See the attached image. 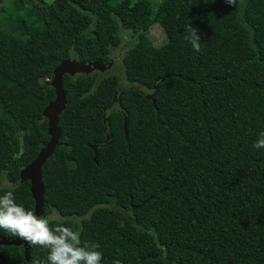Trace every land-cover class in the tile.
Returning a JSON list of instances; mask_svg holds the SVG:
<instances>
[{
  "label": "trees",
  "instance_id": "trees-1",
  "mask_svg": "<svg viewBox=\"0 0 264 264\" xmlns=\"http://www.w3.org/2000/svg\"><path fill=\"white\" fill-rule=\"evenodd\" d=\"M18 2L21 12L0 4V182L11 184L0 196L34 212L19 171L49 139L53 69L113 62L124 29L131 86L99 71L63 76L61 138L42 166L49 226L98 244L101 264H264V148L253 147L264 132V0ZM189 23L199 52L184 39ZM28 248L26 259L24 246L0 245V264H47V248Z\"/></svg>",
  "mask_w": 264,
  "mask_h": 264
},
{
  "label": "clouds",
  "instance_id": "clouds-1",
  "mask_svg": "<svg viewBox=\"0 0 264 264\" xmlns=\"http://www.w3.org/2000/svg\"><path fill=\"white\" fill-rule=\"evenodd\" d=\"M229 5H235L236 0H225ZM184 39L193 50H201V38L198 29L189 23L185 28ZM255 149L264 148V132L254 143ZM0 229L13 237H19L30 245H39L49 250L47 264H101L102 253L98 244L81 246L79 233L70 227L58 225L49 226L48 219L36 216L17 204L11 191L0 196ZM116 264H119L117 261Z\"/></svg>",
  "mask_w": 264,
  "mask_h": 264
},
{
  "label": "water",
  "instance_id": "water-1",
  "mask_svg": "<svg viewBox=\"0 0 264 264\" xmlns=\"http://www.w3.org/2000/svg\"><path fill=\"white\" fill-rule=\"evenodd\" d=\"M112 62L107 65L99 61L83 62L75 58L65 59L61 61L52 72L50 81L51 87L54 89V99L51 100L43 109L42 116L47 120V134L49 139L45 145L41 147L37 156L26 166L20 169V182H29V191L34 200V214L38 217L46 218L43 210L44 205V185L42 182V166L47 159L53 154L59 140L61 138V130L58 126L59 117L66 107V93L63 89V76L68 74L74 76L76 74H89L94 71L104 72L110 69ZM123 129L127 136V119L124 117ZM95 151L94 160H96V146H92ZM0 245H22L25 248V258H29V243L19 237L0 236Z\"/></svg>",
  "mask_w": 264,
  "mask_h": 264
},
{
  "label": "rangeland",
  "instance_id": "rangeland-1",
  "mask_svg": "<svg viewBox=\"0 0 264 264\" xmlns=\"http://www.w3.org/2000/svg\"><path fill=\"white\" fill-rule=\"evenodd\" d=\"M13 1L17 2V5H18L17 11L21 12L22 6L19 4L18 0H0V4L8 5L9 3H12ZM147 33L152 43L155 46H159L166 41V35L164 31L161 29L160 26L156 24L150 26ZM121 34L123 35L122 46L121 48L115 49L113 51L112 53L113 62H112L111 68L104 72H101V74L104 76L109 75V74L118 75L120 79V82H119L120 89L123 87L131 86V84L126 80L124 76L121 57L123 55V52L134 43V37L131 36L126 30L122 29ZM10 186L11 184L7 180H5L4 178L1 179L0 187H10ZM51 217L54 219H58V215L55 212L52 213Z\"/></svg>",
  "mask_w": 264,
  "mask_h": 264
}]
</instances>
